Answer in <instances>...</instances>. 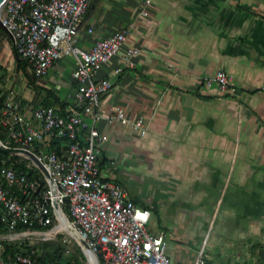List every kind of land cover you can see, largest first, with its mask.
<instances>
[{"label":"crops","instance_id":"crops-1","mask_svg":"<svg viewBox=\"0 0 264 264\" xmlns=\"http://www.w3.org/2000/svg\"><path fill=\"white\" fill-rule=\"evenodd\" d=\"M143 6L144 0H91L74 37L75 46L88 49L129 29L126 45L96 72L111 82L99 109L143 115L147 131L140 136L97 121L107 135L97 149L102 175L150 211L147 228L165 234L174 264H192L200 254L206 264H264V0H149L146 16ZM4 35L0 64L8 71L5 60L15 58ZM126 47L139 49L132 65ZM73 65L65 56L36 77L66 107L73 105ZM217 70L231 77L227 91L204 81ZM33 95L24 81L21 110L37 127ZM132 171L160 183L157 194L125 185Z\"/></svg>","mask_w":264,"mask_h":264},{"label":"built area","instance_id":"built-area-1","mask_svg":"<svg viewBox=\"0 0 264 264\" xmlns=\"http://www.w3.org/2000/svg\"><path fill=\"white\" fill-rule=\"evenodd\" d=\"M90 1L10 0L2 11L0 23L16 54L30 64L35 77L45 76L63 57L73 58L75 91L73 105L63 112L53 106L31 109L30 117L37 127L30 125L18 100L7 98L0 109V124L7 137L16 147L31 151L49 176L41 173L45 181L41 186L12 166L2 170L5 187L0 184V222L7 231L0 232V264H42L33 262L32 249L6 260L4 242H16L25 235L48 238L63 231L91 251L99 264H174L167 254L165 234L147 228L150 211L137 205L125 187L105 179L97 161V149L107 140L95 126L97 121L118 124L140 136L147 128L143 115L130 116L121 108L108 114L100 112V101L111 89V82L97 78L96 72L126 45L129 29L97 38L88 49L75 46L74 37ZM148 4L149 0H144L139 12L142 16L147 15ZM87 31L91 33L92 27ZM138 52L136 47L125 48L128 65ZM204 81L221 91L231 85V77L224 70H217ZM50 140L59 144L58 153L44 151ZM37 142L43 148L35 153L32 149ZM62 219L71 232L57 229ZM34 222L47 229H30ZM19 224L26 227L24 231L16 230ZM192 264L206 262L200 254Z\"/></svg>","mask_w":264,"mask_h":264},{"label":"trees","instance_id":"trees-1","mask_svg":"<svg viewBox=\"0 0 264 264\" xmlns=\"http://www.w3.org/2000/svg\"><path fill=\"white\" fill-rule=\"evenodd\" d=\"M0 32L4 33L2 29H0ZM12 53L15 58V64H16V70L21 71L26 80H27V86L34 92L33 98L30 101V105L32 106V109L38 106H53L55 108H58L61 112L66 107L65 102L61 101L58 95L52 91L49 88L40 86L36 84V77L33 73V70L31 69L30 64L25 60L20 58L15 50L12 48ZM27 69H30V74L28 73ZM8 77L7 70L1 66L0 64V85L4 86V81ZM8 98V94L6 91L2 90L0 88V109L4 106L6 103V100ZM15 99H19L21 106H24L26 104V101L21 99L20 97ZM14 99V100H15ZM0 141L4 143L7 146L10 147H16L17 144L14 143L11 139L7 137L6 131L0 124ZM43 148L42 143H36L35 147L32 149L33 152L37 153L38 149ZM49 151H55L58 153L59 151V144L57 142H50V145L48 147ZM12 166L16 172L24 173L26 177L30 180H36L41 186L45 185L44 178L41 174V172L30 163V161L22 156L18 155H10V154H4L0 152V184H2L3 187H5V183L2 180L1 172L2 170L7 167ZM25 226L22 224H19L16 228L18 232L24 231ZM30 229L32 230H44L47 229V227H42L36 222H34L32 225H30ZM7 227L5 224L0 222V232H6ZM45 251H43L41 254L37 253V245L35 244H29L24 241L22 242H12V241H5L3 245V256L6 260L12 259L15 254L17 253H24L29 249H32L34 251V254L32 256L33 262L35 263H53V264H60V261L62 259L63 251L66 247L65 243L63 241L58 242H45L44 243ZM80 256L74 254L72 257L66 261L65 264H82L80 262V258H83L82 253H79Z\"/></svg>","mask_w":264,"mask_h":264},{"label":"rangeland","instance_id":"rangeland-1","mask_svg":"<svg viewBox=\"0 0 264 264\" xmlns=\"http://www.w3.org/2000/svg\"><path fill=\"white\" fill-rule=\"evenodd\" d=\"M1 15H2V12L0 14V17H1ZM3 36H5L4 33L0 32V37H3ZM5 66L8 68V71L11 74L8 73L9 79L6 81L7 82L6 86L3 87L2 90L6 91V93L8 94V98H11V99H15V97L19 98L20 97L19 96V90L22 86V83L24 81H26V78L22 72H18L15 69V67H14L15 64L13 63L12 57L5 60ZM9 68L12 70H10ZM27 71L30 74V69H27ZM13 89H15V91H13ZM16 93H18V94H16ZM15 100H19V99H15ZM44 151L48 152L49 149L44 147ZM30 163L32 164L31 161H30ZM125 174L126 175L123 176L124 179H122L125 185L136 184L140 188L145 189L144 192H147L148 196L157 194V192H158L157 188L160 187V185H159L160 183H158L157 181H153V182L152 181H146V180H148L147 177L145 178V180H140V178H143V177L138 176L135 171L134 172L132 171L131 173H125ZM130 180H131V182H130ZM127 186H129V185H127ZM152 221H155V217L152 218ZM151 224H150V226H151ZM58 229H61V223H60ZM60 240L63 241L66 245V247L63 251V254H62V259L60 261V264H65L66 261H68L72 257V255H74V254L80 256L79 255L80 252L82 253V256H83V258H80V262L82 264H92L90 257L88 255V253L86 252V250H84V251H85V254L87 256V260H86V257L84 255L82 248L80 247L81 245L77 242V240H75V238L71 237L68 233H66L64 231L58 233L55 236L52 235L51 237H48V238H44L43 236L39 237L37 235H30V236L25 235V236H21V238L18 239V242L24 241L25 244L27 242L29 244L37 245L36 251H37V253L41 254L43 251L46 250L44 247L45 242H58Z\"/></svg>","mask_w":264,"mask_h":264},{"label":"water","instance_id":"water-1","mask_svg":"<svg viewBox=\"0 0 264 264\" xmlns=\"http://www.w3.org/2000/svg\"><path fill=\"white\" fill-rule=\"evenodd\" d=\"M9 1L10 0H0V14L4 10V8L6 7V5L8 4ZM0 29H2L3 31H5L7 33L6 29L1 25V23H0ZM0 152L4 153V154L18 155V156H22V157L28 159L29 161L32 162V164L37 169H39L41 171V173H43V175L45 177L49 178L45 167L43 166V164L37 159V157L31 151H29L27 149L19 148V147H10V146H7L0 141ZM80 247L82 248V250L84 252V248H83L84 245L81 244ZM87 251H89V250H87ZM89 252L94 256V254L91 251H89ZM84 255H85V252H84ZM94 258H95L96 264H98L95 256H94Z\"/></svg>","mask_w":264,"mask_h":264},{"label":"bare ground","instance_id":"bare-ground-1","mask_svg":"<svg viewBox=\"0 0 264 264\" xmlns=\"http://www.w3.org/2000/svg\"><path fill=\"white\" fill-rule=\"evenodd\" d=\"M60 223H61V230H65V231H67V232H71L70 230H69V227H68V224H67V222L66 221H64L63 219L60 221ZM60 225V224H59ZM59 225H58V227H59ZM58 227H57V229H58ZM69 230V231H68ZM84 250H86V249H84ZM85 252V251H84ZM86 252L88 253V255H89V257H90V260H91V263L92 264H96V261H95V258H94V256L89 252V251H87L86 250ZM85 257H86V260H87V256H86V254H85Z\"/></svg>","mask_w":264,"mask_h":264}]
</instances>
